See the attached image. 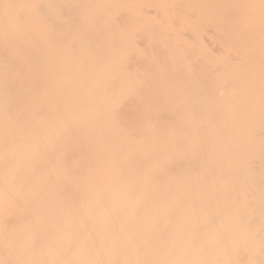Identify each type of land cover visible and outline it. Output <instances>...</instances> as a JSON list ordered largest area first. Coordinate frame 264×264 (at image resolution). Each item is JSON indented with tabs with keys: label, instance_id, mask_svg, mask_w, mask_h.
Returning a JSON list of instances; mask_svg holds the SVG:
<instances>
[{
	"label": "bare ground",
	"instance_id": "obj_1",
	"mask_svg": "<svg viewBox=\"0 0 264 264\" xmlns=\"http://www.w3.org/2000/svg\"><path fill=\"white\" fill-rule=\"evenodd\" d=\"M0 264H264V0H0Z\"/></svg>",
	"mask_w": 264,
	"mask_h": 264
}]
</instances>
